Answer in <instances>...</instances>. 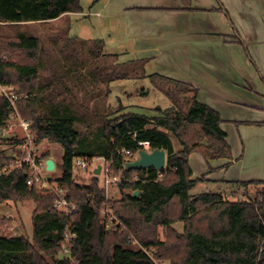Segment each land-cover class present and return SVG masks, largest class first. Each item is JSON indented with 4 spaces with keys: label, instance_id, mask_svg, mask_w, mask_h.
<instances>
[{
    "label": "trees",
    "instance_id": "1",
    "mask_svg": "<svg viewBox=\"0 0 264 264\" xmlns=\"http://www.w3.org/2000/svg\"><path fill=\"white\" fill-rule=\"evenodd\" d=\"M81 12V0H0V27L48 22ZM63 33L68 42L102 50V40L69 37L66 27ZM40 41L33 34L18 33L15 38L0 34V85L17 87L16 93L26 95L16 101V109L31 122L35 144L47 140L62 149L60 162L55 164L59 172L56 183L78 206L70 214L56 210L51 192L26 184L24 166L1 174L0 202L31 201L33 209L30 239L0 235V264H68L56 259L67 228L75 233L71 253L76 264H264V181L236 182L237 189L243 190V199L230 200L213 192L189 193L197 182L191 179L188 163L192 152L206 161L231 158L221 117L197 100V89L156 73L146 75L144 59L119 63L123 72L115 80L134 75L149 78L152 85L159 80L173 87L161 90L170 105L155 107L149 114L124 112L123 107L98 113V147L90 148L88 137L76 129L78 119L67 105H52L40 112L43 85L37 80L39 59L44 54ZM141 95L147 93L142 91ZM11 113L9 102L0 96V130ZM173 139L179 144L177 150ZM144 141L151 149L165 151L163 170L123 167L121 150L135 153L137 142ZM21 142L15 133L0 135V145H9V150L0 153V165L12 159L8 152ZM77 157L88 162L103 158L110 173L123 179L118 182L121 196L112 209L126 230L108 232L99 210L110 201L105 199L96 176L88 184L75 182L73 161ZM132 173L140 174L141 179L126 182ZM134 190L139 191L137 197L132 196ZM175 222L183 223L181 232L173 227ZM129 235L138 239L144 250L152 249L151 256L141 248L130 247Z\"/></svg>",
    "mask_w": 264,
    "mask_h": 264
},
{
    "label": "crops",
    "instance_id": "2",
    "mask_svg": "<svg viewBox=\"0 0 264 264\" xmlns=\"http://www.w3.org/2000/svg\"><path fill=\"white\" fill-rule=\"evenodd\" d=\"M81 6L68 17L94 15L97 29L76 37L121 51L124 43L129 60H146V75L194 87L197 100L220 115L231 158L206 161L192 152L193 187L234 190L236 182L264 181V0H81ZM36 23L43 22L30 24Z\"/></svg>",
    "mask_w": 264,
    "mask_h": 264
},
{
    "label": "rangeland",
    "instance_id": "3",
    "mask_svg": "<svg viewBox=\"0 0 264 264\" xmlns=\"http://www.w3.org/2000/svg\"><path fill=\"white\" fill-rule=\"evenodd\" d=\"M95 21L97 19L94 15L84 17L71 16L62 19L56 24L43 22L1 26L0 34L9 38H15L18 33L33 34L40 37V43L44 51V54L39 59L40 77L37 80V83L43 85V91L41 92L42 101L39 104L40 112H46L52 105L60 107L67 105L78 119L75 124L76 129L88 137L87 139L84 137V139L91 146L90 148L96 149L98 147L97 136L101 129L98 113L104 114L123 107L124 112L149 114L155 107L162 109L170 105L169 99L161 90H173L174 88L159 80L156 81L155 85H152L149 78H133L134 75H131V79L115 80L123 72L117 65L130 59L124 49L126 48L124 43L119 44V48H123V51L118 49L117 45H115L116 47L113 46L111 42L105 48L103 47L104 50H98L94 46L87 47L77 43L73 44V42L66 41V36H63L65 27L69 37L78 38L76 36L79 34L80 36L87 35V33L94 34L96 33L95 29H97L94 26ZM89 50L90 52H87ZM104 54H113L116 55V58L106 57ZM53 75L56 77L51 80ZM4 88L11 93H16L17 91V87L11 85L4 86ZM142 91L147 93V95H141ZM11 122H16V119H11ZM10 131H13L19 138L23 136L19 127H12ZM4 135L6 137L7 133ZM173 147L175 150L179 149V144L175 139H173ZM7 150H9V145H0V153ZM14 154L12 150L8 152L12 159H14ZM36 154L41 161H44V154H46L47 157L50 156L53 162L57 164L59 157L62 155V149L55 143L42 140L36 145ZM98 165L99 171L95 173L94 169ZM106 165L107 161L103 158H96L90 162L85 170L73 169L74 180L76 183L83 185L88 184L96 176L99 187L104 191L105 199L110 201L108 204L104 203L102 207L110 208L111 213L124 225L112 209V204L120 198L121 192L118 182L105 184V175L102 169ZM42 173L50 177L54 182L59 177V172L55 168L48 173L44 171ZM133 174L130 177H126V179H130ZM214 188L213 185L210 186L203 182L191 188L189 193L195 195L201 192H219L230 200L245 198L241 188L233 190L228 186L221 190L219 188V191ZM231 192H235V195ZM32 209L33 203L31 201L0 202V235L20 234V236L30 239L32 233ZM14 225L20 228L19 231L13 228ZM173 227L181 232L183 223L175 222ZM119 229L121 228L111 227L108 232ZM136 241L141 245L138 239ZM138 244L133 245L129 242V246L132 248H139ZM151 251L152 249L150 253ZM158 262L159 264H168L167 261Z\"/></svg>",
    "mask_w": 264,
    "mask_h": 264
},
{
    "label": "built area",
    "instance_id": "4",
    "mask_svg": "<svg viewBox=\"0 0 264 264\" xmlns=\"http://www.w3.org/2000/svg\"><path fill=\"white\" fill-rule=\"evenodd\" d=\"M0 96L7 99L10 105V109L12 111L10 119L4 125V127L0 130V135L5 136L7 133L13 134V131H10L12 127H19L23 133L21 137L22 142L15 146L14 150H12L14 154V159L10 163H5L0 165V175L8 172L9 170L18 168V167H26L27 176H26V184L29 187H34L39 190H45L51 192L54 195L53 199V207L63 213L70 214L77 208V203L74 202L71 198L67 196L66 190L60 187L56 182L52 181L50 177L43 175L44 172H50L45 169V160L41 161L36 154V144H35V134L31 128V123L21 117L19 112L16 109V101L22 97H26V95H20L18 93H11L4 86L0 85ZM11 119H16V122H11ZM139 149H144L146 151H150L151 148L147 141L137 142ZM137 150V151H138ZM137 151L133 153L130 150L123 149L121 153L125 157V161L132 160L137 156ZM93 161V160H92ZM91 161H87L84 158L77 157L73 161L74 169L85 170L89 166ZM124 167V164H123ZM165 168V167H164ZM54 170V169H53ZM52 170V171H53ZM101 170V168H100ZM105 175V184H109L112 182H119L123 180L120 176L112 175L110 173L109 163L102 169ZM106 172V173H105ZM141 179V175L138 173H134L130 179H126V182H134ZM101 217L104 219V224L107 230H110L111 227H119L121 230H126L125 226L119 222L116 217L111 213L110 208L102 207L100 208ZM75 237V233L71 228H67V231L64 234V242L62 244L61 249L56 255V259L67 261L68 264H76V261L71 253L72 248V238ZM128 241L131 244H138L133 235H129ZM139 248L143 249L141 245ZM144 250V249H143ZM149 256L150 250H144ZM156 264H159L158 261H155Z\"/></svg>",
    "mask_w": 264,
    "mask_h": 264
},
{
    "label": "water",
    "instance_id": "5",
    "mask_svg": "<svg viewBox=\"0 0 264 264\" xmlns=\"http://www.w3.org/2000/svg\"><path fill=\"white\" fill-rule=\"evenodd\" d=\"M165 163L166 153L163 149L155 148L150 151L139 149L134 159L124 162V168L127 170L154 169L156 171H161L164 169ZM45 169L47 171H52L54 169V162L52 159L45 160ZM138 193V190H134L132 196L137 197Z\"/></svg>",
    "mask_w": 264,
    "mask_h": 264
}]
</instances>
